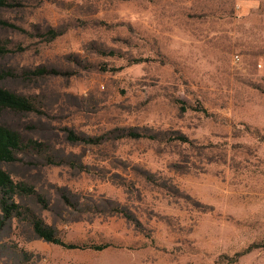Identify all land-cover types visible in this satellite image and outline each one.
<instances>
[{
    "label": "rangeland",
    "instance_id": "1",
    "mask_svg": "<svg viewBox=\"0 0 264 264\" xmlns=\"http://www.w3.org/2000/svg\"><path fill=\"white\" fill-rule=\"evenodd\" d=\"M4 1L0 264H264V0Z\"/></svg>",
    "mask_w": 264,
    "mask_h": 264
},
{
    "label": "trees",
    "instance_id": "2",
    "mask_svg": "<svg viewBox=\"0 0 264 264\" xmlns=\"http://www.w3.org/2000/svg\"><path fill=\"white\" fill-rule=\"evenodd\" d=\"M5 1L0 0V6L4 5ZM0 107L9 108L16 111L30 110L29 102L13 93L0 89ZM136 137H140L136 134ZM21 148L20 142L16 134L8 129L0 126V162L13 163L16 161V152ZM14 183L11 177L0 169V208L5 218L11 217L13 214L14 205L9 202L12 200L11 196L15 195ZM4 221L1 222V226ZM35 231L45 241L68 247L62 240L57 238L55 233L42 223L35 224ZM104 249V248H103Z\"/></svg>",
    "mask_w": 264,
    "mask_h": 264
}]
</instances>
